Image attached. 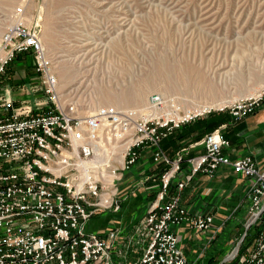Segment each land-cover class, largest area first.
I'll use <instances>...</instances> for the list:
<instances>
[{
  "label": "built area",
  "instance_id": "1",
  "mask_svg": "<svg viewBox=\"0 0 264 264\" xmlns=\"http://www.w3.org/2000/svg\"><path fill=\"white\" fill-rule=\"evenodd\" d=\"M17 55L33 57L38 78L26 99L0 91V264H195L175 227L201 234L220 225L214 213L182 205L181 191L195 173L213 176L221 166L250 180L246 231L224 264H264V164L251 154L232 159L224 152L230 140L217 128L199 142L204 152L190 159L191 174L171 194L183 157L171 158L163 147L176 129L214 111H229L234 120L254 114L264 92L199 110L155 92L142 107L104 105L83 113L64 101L41 37L20 19L2 33L0 77ZM105 145L122 146L123 160L110 151L106 163ZM145 148L164 166L161 188L148 211L129 223L120 218L121 183ZM103 215L109 225L90 231V221Z\"/></svg>",
  "mask_w": 264,
  "mask_h": 264
},
{
  "label": "rangeland",
  "instance_id": "2",
  "mask_svg": "<svg viewBox=\"0 0 264 264\" xmlns=\"http://www.w3.org/2000/svg\"><path fill=\"white\" fill-rule=\"evenodd\" d=\"M19 19L41 37L64 101L83 113L104 105L142 107L155 92L193 109L215 100L236 102L264 87V0H0V39L6 25ZM158 60L193 63L216 79L222 96L147 80ZM37 78L33 57L20 56L7 68L2 91L26 99ZM133 87L145 91L142 102L107 101L105 91L115 97ZM224 215L195 264H220L244 235L246 207Z\"/></svg>",
  "mask_w": 264,
  "mask_h": 264
},
{
  "label": "crops",
  "instance_id": "3",
  "mask_svg": "<svg viewBox=\"0 0 264 264\" xmlns=\"http://www.w3.org/2000/svg\"><path fill=\"white\" fill-rule=\"evenodd\" d=\"M227 116L224 115L223 118ZM230 145L224 152L232 159L251 154L261 164H264V101L262 106L244 120H224L217 125ZM214 130V129H213ZM205 128L199 122L183 125L179 128L173 141H165L163 147L171 158L182 156L181 170L173 179L170 193L177 191V182L184 181L192 172L190 159L204 152V146L199 142L206 135ZM163 164L153 161V151L145 148L141 152L138 163L125 172L121 183V198L123 208L120 218L134 223L144 214L156 200L161 188V173L156 169ZM164 167V166H163ZM250 180L237 174L230 166H221L213 175L203 172L195 173L182 189V205L192 212H211L215 214V226L222 224L226 210L246 207L248 217V200L246 198ZM174 189V190H173ZM97 216L89 223V230H101L109 225V217ZM248 219V218H247ZM180 236L181 245L189 258H194L209 244L213 230L207 233H194L186 225L175 227Z\"/></svg>",
  "mask_w": 264,
  "mask_h": 264
},
{
  "label": "bare ground",
  "instance_id": "4",
  "mask_svg": "<svg viewBox=\"0 0 264 264\" xmlns=\"http://www.w3.org/2000/svg\"><path fill=\"white\" fill-rule=\"evenodd\" d=\"M192 64H189V63L186 64L185 63V65H182V64L181 65L180 64L174 65V64H171L169 62H164V61L158 60L155 63V65L153 66L152 70H150L151 72L147 75V80H151V81L155 82L156 79L158 80V78H162L165 82H167L168 89L169 88L170 89H176L180 85V88H182L183 90L194 91L193 94H195V91H197V93H199L200 96L201 95H205V96L209 95V97H210V95L212 97H216L218 95L222 96L223 89L220 87V85L218 84L216 79L215 80L212 79L213 77L211 79H209V74L206 73L205 70L199 69L200 67H198V69H197V66H194V64L193 65ZM242 78H243V76H241V79ZM164 85H166V84L164 83ZM263 89H264V87L261 88L260 91H253L250 93L249 96H246V97L259 96L260 94H262L264 92V91H262ZM144 92L145 91L142 90L141 88L133 87L132 89H126L122 94L116 95L115 97H112L111 91L107 90V91H105V96L107 98V101L112 98L113 100H115V103H119L121 100H126V101L127 100L128 101L139 100V101H141L145 95ZM236 99L237 98H235V99L231 98L230 100H227V99L224 100L223 99V101H216L215 100L212 103L210 102L206 105L201 104V105H203L202 107H198V108L196 107L193 109L199 110L200 108L202 109V108H207V107L221 108V107H224L228 104H233ZM109 101H111V100H109ZM131 103H133V102H131ZM104 149H106V151L108 149H110L111 151L117 150V151L121 152V161L123 160V152L124 151H123L122 146H119L118 148L115 147L114 149H112L111 147L105 145ZM109 154H110V152H109ZM109 154H108V157L106 158V161H105L106 163L108 162Z\"/></svg>",
  "mask_w": 264,
  "mask_h": 264
},
{
  "label": "trees",
  "instance_id": "5",
  "mask_svg": "<svg viewBox=\"0 0 264 264\" xmlns=\"http://www.w3.org/2000/svg\"><path fill=\"white\" fill-rule=\"evenodd\" d=\"M20 56H24V55H17V59L20 57ZM13 63V62H12ZM11 64V63H10ZM9 64V65H10ZM9 65H7V67H6V70H7V68L9 67ZM35 69V68H34ZM4 84H5V82H4V75H1V77H0V91H2L3 89H4ZM224 115H226L227 117L226 118H223L224 117ZM224 120H234V118L232 117V115L229 113V111H214V112H212V113H210L208 116H206V117H204V118H200V119H198L197 120V122H199V123H201V126L202 127H204L205 128V131L206 132H211V131H213V129H215L216 127H217V125H221L222 124V122L224 121ZM196 122V121H195ZM191 124V123H190ZM188 125V124H187ZM178 129H176L171 135H169L165 140H164V142L165 141H168V142H170V141H173L174 140V135H175V133H176V131H177ZM207 134V133H206ZM226 136V135H225ZM163 142V143H164ZM163 170V166H159V167H157L156 169H158V170ZM174 190V189H173Z\"/></svg>",
  "mask_w": 264,
  "mask_h": 264
},
{
  "label": "water",
  "instance_id": "6",
  "mask_svg": "<svg viewBox=\"0 0 264 264\" xmlns=\"http://www.w3.org/2000/svg\"><path fill=\"white\" fill-rule=\"evenodd\" d=\"M243 238V237H242ZM242 238L240 239V241L237 243V245L234 247L232 254H234L236 252V250L238 249L239 243L241 242ZM231 257V254L227 255L224 260L220 263V264H224V262L229 259Z\"/></svg>",
  "mask_w": 264,
  "mask_h": 264
}]
</instances>
